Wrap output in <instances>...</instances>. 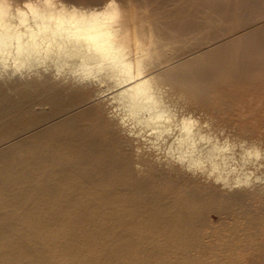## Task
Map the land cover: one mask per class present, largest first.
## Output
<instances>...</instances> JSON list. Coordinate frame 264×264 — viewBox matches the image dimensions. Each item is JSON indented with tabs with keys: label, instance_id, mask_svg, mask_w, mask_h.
<instances>
[{
	"label": "bare ground",
	"instance_id": "6f19581e",
	"mask_svg": "<svg viewBox=\"0 0 264 264\" xmlns=\"http://www.w3.org/2000/svg\"><path fill=\"white\" fill-rule=\"evenodd\" d=\"M150 1L178 6L154 18L149 39H196L237 21L181 61L147 56L123 16L130 69L148 59L153 82L168 97L181 94L176 104L190 112L212 115L218 100L238 95L259 96L264 107V0ZM104 96L91 91L68 109L49 96L46 114L31 97L0 99V264H264V185L221 191L170 161L157 163L148 149L129 153L123 139L139 133L108 118L116 97L104 107L96 102Z\"/></svg>",
	"mask_w": 264,
	"mask_h": 264
},
{
	"label": "clouds",
	"instance_id": "9594fccd",
	"mask_svg": "<svg viewBox=\"0 0 264 264\" xmlns=\"http://www.w3.org/2000/svg\"><path fill=\"white\" fill-rule=\"evenodd\" d=\"M122 20L118 0L87 7L69 0H0V87L12 94L15 82L47 78L66 85L65 96L78 90L114 95L108 118L142 133L157 163L170 161L221 191L264 185V148L173 104L166 88L153 82L148 59L130 69Z\"/></svg>",
	"mask_w": 264,
	"mask_h": 264
},
{
	"label": "rangeland",
	"instance_id": "374dc122",
	"mask_svg": "<svg viewBox=\"0 0 264 264\" xmlns=\"http://www.w3.org/2000/svg\"><path fill=\"white\" fill-rule=\"evenodd\" d=\"M120 5L123 16L127 19L130 34L138 37L140 49L148 50V53L146 54L147 56L157 54L160 55L161 58H169L171 56L179 55L181 61L187 60L210 48L212 45L208 40L210 35L219 29L229 28L235 21H237L234 17H228L230 20H228L227 23L219 22L211 27H207L210 33L207 34L204 31H200V33L197 34L199 38L197 37L196 39H187L184 37L174 39H149L148 30L154 18L159 17L160 14H165V12L172 13L174 11L173 9L177 8L178 1H171L169 4H165V7H161V4L151 2L150 0H125ZM239 31L240 30H238V32ZM233 34L226 36L225 39H228ZM11 87L13 89L12 94H9L7 89L0 87V99H10L12 100L11 103L16 104L31 97L33 99L32 106L34 110L40 114L50 113L54 108V105L50 102L49 96L58 98L60 104L63 105L65 109H68L79 100L88 97L91 92L78 90L71 95L65 96L68 87L59 83H53L47 78L42 82H37L35 80L26 83L15 82ZM110 96L111 95H106L99 98L96 102L99 104L101 103L102 106L106 107L107 98ZM181 96V94H174L168 98L173 104H176ZM248 99H250L249 102L245 101L244 96L238 95L235 99H232V102H230L228 97H223L214 104V112H212V115H206L197 110H193L192 112L201 119H206L211 122L213 129L218 131L221 128H225L234 139H245L250 142H255L264 148L263 101L259 96H249ZM125 129L130 128L125 127ZM132 131L134 132V130ZM243 131L252 132L253 134H256V136L249 137L248 133ZM141 135L142 134L139 133L137 138L129 136L128 138L123 139L126 144V150L129 153L132 154L134 152L133 149L136 150L135 147H139L140 150L142 149L143 151L148 149L147 138L140 137Z\"/></svg>",
	"mask_w": 264,
	"mask_h": 264
}]
</instances>
